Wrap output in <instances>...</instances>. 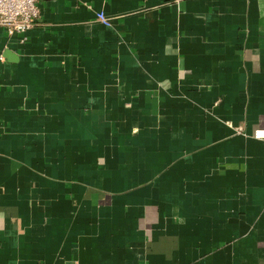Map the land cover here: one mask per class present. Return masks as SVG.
I'll return each instance as SVG.
<instances>
[{"label": "crops", "instance_id": "0c3cea01", "mask_svg": "<svg viewBox=\"0 0 264 264\" xmlns=\"http://www.w3.org/2000/svg\"><path fill=\"white\" fill-rule=\"evenodd\" d=\"M40 6L0 29V264H264V0Z\"/></svg>", "mask_w": 264, "mask_h": 264}, {"label": "built area", "instance_id": "2783aa9c", "mask_svg": "<svg viewBox=\"0 0 264 264\" xmlns=\"http://www.w3.org/2000/svg\"><path fill=\"white\" fill-rule=\"evenodd\" d=\"M42 0H0V29L9 37L25 35L36 26L41 16ZM97 20L110 25V20L103 13L97 14ZM252 137L264 141V129H256Z\"/></svg>", "mask_w": 264, "mask_h": 264}, {"label": "water", "instance_id": "95a60500", "mask_svg": "<svg viewBox=\"0 0 264 264\" xmlns=\"http://www.w3.org/2000/svg\"><path fill=\"white\" fill-rule=\"evenodd\" d=\"M9 55V54H8Z\"/></svg>", "mask_w": 264, "mask_h": 264}]
</instances>
